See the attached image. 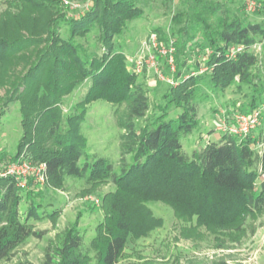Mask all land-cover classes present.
Here are the masks:
<instances>
[{
	"label": "rangeland",
	"instance_id": "obj_1",
	"mask_svg": "<svg viewBox=\"0 0 264 264\" xmlns=\"http://www.w3.org/2000/svg\"><path fill=\"white\" fill-rule=\"evenodd\" d=\"M188 1L141 0L143 16L127 22L126 31L114 38L111 53H106L102 47L95 27L74 36V42L86 54L108 60L114 73L124 69L134 74L135 83L141 85L147 95L146 117L166 106V93L179 83L170 85L150 69L136 73V57L151 33H157L161 43L173 41L177 51L182 40L178 31L187 21L186 18L180 23L173 20L178 12L187 10ZM224 1L229 10L211 16L216 23L228 21L233 15L252 22L264 18L257 11L260 0H255V8H249L248 0ZM93 6L94 0H46L41 7L22 0H0V38L11 44L6 58L0 61V178H6L2 173L7 170L12 156L28 161L29 171L38 169L43 161L38 158L36 149L47 147L46 129L53 118L49 116L50 111L61 119L86 100L82 133L87 138L88 152L105 157L118 168L128 105L90 96L92 79L81 78L72 53L65 48L69 38L66 21L84 16ZM189 34L193 40L184 52L186 65L181 75L190 80L191 86L195 84L192 77L199 73L205 77L198 83L193 99L198 108L197 127L182 138L184 151L191 155L208 142L218 140L224 134L222 124L234 123L240 113L259 112L260 125L250 134L261 139L264 135V43H256L250 50L257 56V64L251 68L248 82L237 80L226 87H215L209 82L212 68L206 65L213 52L201 48L203 35L198 26L190 29ZM183 59L181 57L179 62ZM159 62L165 77L177 79V61L174 73L166 58H160ZM51 74L55 78V96L50 95ZM253 105L254 109L249 111ZM180 112L177 107L169 109L170 116ZM135 121L143 124L145 118ZM260 147L258 143L255 149L260 150ZM130 160V155H126V161ZM258 169L262 171L260 165ZM26 179L25 185L20 187L37 193L35 201L41 203L42 213L46 215L43 220L32 219L30 223L43 234L40 238L30 236L0 264H48L46 253L49 251L55 259V250L73 227L81 231L83 251H90V243L105 217L104 199L116 190L114 183L88 184L67 176L61 185L55 186L49 179L42 183L36 173L31 172ZM262 179L264 174L258 179L257 187ZM147 206L162 222L150 235L129 240L119 264H264V208L247 215L239 230L235 227L225 230L199 225L161 201H150ZM93 263L91 258L90 264Z\"/></svg>",
	"mask_w": 264,
	"mask_h": 264
},
{
	"label": "trees",
	"instance_id": "obj_2",
	"mask_svg": "<svg viewBox=\"0 0 264 264\" xmlns=\"http://www.w3.org/2000/svg\"><path fill=\"white\" fill-rule=\"evenodd\" d=\"M22 1L41 7L46 0ZM140 1L94 0V6L84 16L66 21L69 38L65 48L72 53L81 78L92 79L90 96L126 102L128 106L118 168L105 157L88 152L87 138L82 133L83 105L87 100L61 119L50 111L53 118L46 129L47 147L36 149L38 158L46 163L49 181L55 186L61 185L67 176L88 184L111 181L116 190L104 199L105 217L90 243V251H83L81 231L73 227L55 250V259L49 251L46 253L48 264H90L91 258L93 264H119L129 240L150 235L162 222L147 206L150 201L167 203L199 225L225 230L233 227L239 230L247 215L264 208V179L257 187L258 179L264 174V135L260 139L251 134L239 137L224 133L191 155L186 153L182 138L197 127L198 108L193 99L198 83L205 76L199 73L192 77L195 84L191 86L190 80L181 75L186 65L184 52L193 40L190 29L198 26L203 35L201 48L213 52L206 61L212 68L209 82L215 87H226L237 80L248 82L250 70L257 64V56L250 50L256 43H264V18L252 22L233 15L228 21L216 23L210 18L229 10L226 1L189 0L187 10L178 12L173 20L180 23L186 18L187 21L178 31L182 35L176 51L178 87L166 93V106L159 113L146 117L147 95L135 83L134 74L124 69L114 73L108 60L86 54L74 42L76 34L95 27L102 47L111 53L114 38L126 31L127 22L143 16ZM257 11L264 16V0H260ZM235 45L243 50L234 58L227 57V51ZM10 48V42L0 38V61L6 58ZM181 57L184 59L179 62ZM48 83L50 95L55 96L53 74ZM171 107L180 108L181 112L170 116ZM140 118H145L143 124L136 123ZM258 143L260 150L255 149ZM126 155H130V161H126ZM17 159L12 156L9 162ZM36 196L33 190L18 186L13 177L0 178V261L30 236H42L43 232L30 223L46 216L41 203L35 201Z\"/></svg>",
	"mask_w": 264,
	"mask_h": 264
},
{
	"label": "built area",
	"instance_id": "obj_3",
	"mask_svg": "<svg viewBox=\"0 0 264 264\" xmlns=\"http://www.w3.org/2000/svg\"><path fill=\"white\" fill-rule=\"evenodd\" d=\"M249 8H255L256 1L248 0ZM243 50L242 46H232L227 51L226 56L229 58L236 57L238 52ZM176 48L174 42L171 41L168 44L161 43L157 33H151L148 39L143 43L142 50L136 57L134 63V71L142 72L144 69L153 70L161 79L166 80L170 85H177L178 79L174 77H165L161 70L160 58H166L169 69L171 72H176V59H175ZM260 114L258 111L252 113H240L236 115L235 122L228 124L224 122L221 126L224 133H230L239 137H245L251 133V131L260 125L259 121ZM31 165L24 158H19L16 162L10 163L7 170L2 173L4 177H13L18 186H24L26 183V177L29 172L36 173L39 181L44 183L47 178V167L46 163L37 169H32Z\"/></svg>",
	"mask_w": 264,
	"mask_h": 264
}]
</instances>
